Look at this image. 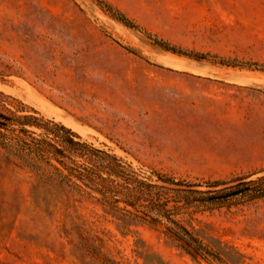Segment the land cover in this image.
I'll list each match as a JSON object with an SVG mask.
<instances>
[{
	"label": "rangeland",
	"instance_id": "obj_1",
	"mask_svg": "<svg viewBox=\"0 0 264 264\" xmlns=\"http://www.w3.org/2000/svg\"><path fill=\"white\" fill-rule=\"evenodd\" d=\"M104 1L182 49L264 64V0ZM0 91L45 119L74 121L81 140L123 167L97 173L102 187L91 190L0 158V264H207L126 201L144 203L159 176L264 170V70L165 51L97 0H0ZM74 158L68 167L92 168ZM176 218L228 264H264V198Z\"/></svg>",
	"mask_w": 264,
	"mask_h": 264
},
{
	"label": "trees",
	"instance_id": "obj_2",
	"mask_svg": "<svg viewBox=\"0 0 264 264\" xmlns=\"http://www.w3.org/2000/svg\"><path fill=\"white\" fill-rule=\"evenodd\" d=\"M97 2L105 7L114 18L128 27L143 32L165 51L196 60H213L223 65L264 70V64L261 63L239 62L235 59L182 49L155 34L146 32L110 3L104 0H97ZM74 156L90 163L92 168L84 169L85 173L82 174L68 167L66 161L74 163L76 161ZM0 158L6 163L29 170L47 181H53L55 177L71 176L82 179L86 187L91 190L102 187L94 181L97 173L106 172L109 176H121L123 169L120 160L115 155L93 147L81 140L79 134L70 127L43 118L34 108L3 91H0ZM260 172L261 174H258ZM256 174L258 175L253 177ZM158 180L161 184L147 185L149 191L147 198L149 199L144 200V203L137 205V198L134 201L128 200L125 204L145 211L165 223L171 235L194 248L197 254L190 250L191 256H200L207 264H228L218 252L204 247L192 232L178 222L176 217L188 212L232 207L239 203L264 198V170L229 179L205 182H174L160 176ZM109 192V189L103 187V193ZM162 194L175 195L177 200L174 205L168 207L167 204L160 203Z\"/></svg>",
	"mask_w": 264,
	"mask_h": 264
},
{
	"label": "water",
	"instance_id": "obj_3",
	"mask_svg": "<svg viewBox=\"0 0 264 264\" xmlns=\"http://www.w3.org/2000/svg\"><path fill=\"white\" fill-rule=\"evenodd\" d=\"M174 54V53H173ZM177 55V54H176ZM180 56V55H179ZM169 186H171V187H179L178 185H169ZM125 208L129 211V212H131V213H133L134 215H136V216H138V217H140V218H142V219H144V220H146V221H148V222H150V223H153V224H155V225H158V226H161V227H163L167 232H169V229L166 227V225L161 221V220H159L158 218H156V217H154L153 215H151V214H149V213H147V212H145V211H142V210H139V209H137V208H135V207H132V206H129V205H127V204H125ZM182 241V240H181ZM193 253H195V254H197V252L194 250V248L193 247H191L187 242H185V241H182Z\"/></svg>",
	"mask_w": 264,
	"mask_h": 264
},
{
	"label": "bare ground",
	"instance_id": "obj_4",
	"mask_svg": "<svg viewBox=\"0 0 264 264\" xmlns=\"http://www.w3.org/2000/svg\"><path fill=\"white\" fill-rule=\"evenodd\" d=\"M244 73H245V72H244ZM235 74H236V73H235ZM237 74H238V73H237ZM231 75H232V74H231ZM233 75H234V74H233ZM239 75H240V74H239ZM255 75H256V74H255ZM239 79H240V78H238V80H239ZM235 80H236V82L238 81L237 79H235ZM240 80H242V81H239V83H240V82L244 83V82H243V79H240ZM244 81H247V82L249 81V82H250L251 80H248V79L246 80V79H245ZM254 81H256V80H254ZM249 82H248V83H249ZM251 82H253V81H251ZM248 83H247V84H248ZM253 83H255V82H253ZM245 84H246V83H245ZM251 84H252V83H251ZM255 84H257V83H255ZM63 120H64V119H63ZM64 122H65V125H67L68 127L72 128L73 130H75V131H77V132H82L80 126H79L77 123H75L74 121H72V120H70V119H65Z\"/></svg>",
	"mask_w": 264,
	"mask_h": 264
}]
</instances>
